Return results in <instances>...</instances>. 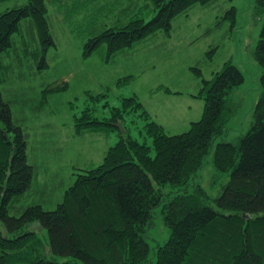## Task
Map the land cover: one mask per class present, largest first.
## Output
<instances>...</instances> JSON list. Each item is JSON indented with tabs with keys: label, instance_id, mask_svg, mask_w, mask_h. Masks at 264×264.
<instances>
[{
	"label": "trees",
	"instance_id": "1",
	"mask_svg": "<svg viewBox=\"0 0 264 264\" xmlns=\"http://www.w3.org/2000/svg\"><path fill=\"white\" fill-rule=\"evenodd\" d=\"M46 1L26 0L0 14V83L2 52L24 19L41 43L39 66L47 65L45 52L55 41ZM100 1L107 15L123 6L121 0ZM149 1L128 0L129 18L88 37L82 56L104 44L109 57L156 30L169 31L171 20L194 4L215 0ZM234 9L227 12L230 19ZM263 10L264 0H256V12ZM253 53L261 68L260 93L248 129L233 140H217L238 109L239 102L231 96L243 82L241 71L229 61L208 80L199 67H192L199 79L194 96L203 100V109L200 118L179 133H167L136 95L122 97L120 106L105 101L101 106H108L109 112L100 116L98 101L106 93L84 91L87 103L75 117L76 132L115 131L116 141L97 165L75 173L53 209L32 203L19 215L9 214L8 207L31 187L36 171L28 162L27 133L14 122L0 92V264H264V18ZM130 111L144 119L150 144L125 131L124 114ZM212 151L214 169L226 178L216 196L194 183ZM157 207L168 236L150 246ZM32 223L46 229L45 241L26 230Z\"/></svg>",
	"mask_w": 264,
	"mask_h": 264
},
{
	"label": "rangeland",
	"instance_id": "2",
	"mask_svg": "<svg viewBox=\"0 0 264 264\" xmlns=\"http://www.w3.org/2000/svg\"><path fill=\"white\" fill-rule=\"evenodd\" d=\"M121 1L124 9L117 8L107 15L99 6L100 0L74 5L72 0L67 4L47 0L55 45L45 52L46 66H39L41 43L29 19L21 21L19 31L12 34L11 45L2 52L0 92L10 104L14 122L27 133L28 162L36 171L31 187L10 203L9 214L19 215L21 208L32 203L53 209L75 173L97 165L107 147L116 141L115 131L76 132L75 117L87 103L86 90L91 94L106 93L98 101L100 116L109 112L108 106H101L105 101L120 106L122 97L136 95L150 117L167 133H179L200 118L203 109V100L194 96L199 79L192 67H199L208 80L229 61L241 71L243 82L231 96L239 102L238 109L226 122L227 131L217 140H233L248 129L260 93L261 68L253 51L264 10L256 12V0L194 4L171 20L169 31L156 30L109 57L104 44L83 57V43L88 37L116 25L115 20L124 23L129 18L132 11L125 7L128 0ZM25 2L0 0V14ZM232 6L235 9L230 19L226 15ZM127 76L130 78L126 79ZM62 85L65 87L55 88ZM123 124L131 137L151 143L138 112L124 114ZM118 129L123 132V128ZM212 154L213 151L206 156L194 183L216 196L226 178L214 169ZM26 230L35 231L45 241L46 229L38 223L27 225ZM167 236L157 207L149 230L150 246L163 243Z\"/></svg>",
	"mask_w": 264,
	"mask_h": 264
}]
</instances>
